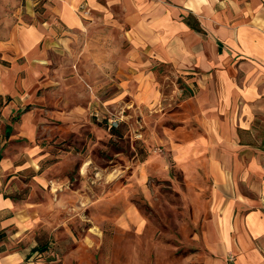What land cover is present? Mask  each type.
Here are the masks:
<instances>
[{
	"label": "rangeland",
	"instance_id": "1",
	"mask_svg": "<svg viewBox=\"0 0 264 264\" xmlns=\"http://www.w3.org/2000/svg\"><path fill=\"white\" fill-rule=\"evenodd\" d=\"M111 14L84 15L92 30L57 42L34 98L8 117V138L36 150L6 178L19 206L0 234L25 264H201L189 201L208 197L209 177L184 175L167 148L186 85L168 64L137 60L125 16Z\"/></svg>",
	"mask_w": 264,
	"mask_h": 264
},
{
	"label": "crops",
	"instance_id": "2",
	"mask_svg": "<svg viewBox=\"0 0 264 264\" xmlns=\"http://www.w3.org/2000/svg\"><path fill=\"white\" fill-rule=\"evenodd\" d=\"M114 8L137 60L168 64L186 85L167 148L184 175L209 177L208 197L200 188L189 201L201 264H264V0H0V96L10 98L0 113V231L19 206L6 178L36 150H24L25 135L8 138V117L34 98L57 42L92 30L84 15L106 20ZM24 254L0 234V264H25Z\"/></svg>",
	"mask_w": 264,
	"mask_h": 264
},
{
	"label": "trees",
	"instance_id": "3",
	"mask_svg": "<svg viewBox=\"0 0 264 264\" xmlns=\"http://www.w3.org/2000/svg\"><path fill=\"white\" fill-rule=\"evenodd\" d=\"M10 100L9 97H6L5 100L3 101L2 97L0 96V107L1 106H4L5 104H7V102ZM18 119V116H14L11 120L12 121H15ZM37 249L36 248H33L32 249V252L36 251ZM41 250H44V248H41Z\"/></svg>",
	"mask_w": 264,
	"mask_h": 264
}]
</instances>
